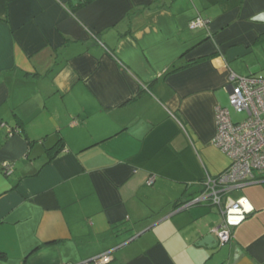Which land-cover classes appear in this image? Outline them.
Masks as SVG:
<instances>
[{"label":"crops","instance_id":"0c3cea01","mask_svg":"<svg viewBox=\"0 0 264 264\" xmlns=\"http://www.w3.org/2000/svg\"><path fill=\"white\" fill-rule=\"evenodd\" d=\"M77 3L0 0V264H264V180L226 192L254 211L222 245L198 244L221 206L193 201L229 164L215 109L264 0Z\"/></svg>","mask_w":264,"mask_h":264},{"label":"built area","instance_id":"2783aa9c","mask_svg":"<svg viewBox=\"0 0 264 264\" xmlns=\"http://www.w3.org/2000/svg\"><path fill=\"white\" fill-rule=\"evenodd\" d=\"M207 23L208 20L198 16L189 22V27H204ZM231 109L236 113L245 112V116L233 121ZM215 126L213 143L228 157L229 164L215 176L206 175L203 180L204 190L193 201L208 199L221 206L223 218L213 232L217 243L222 245L231 237L232 229L254 211L246 196L229 200L226 192L232 187L264 180V76H230L228 106L216 107ZM1 169L9 174L12 164L4 161ZM242 199L250 206V210H244V205L239 203ZM236 208L240 210L238 214L232 211ZM230 215L233 219H237V215L241 218L230 223ZM112 253L113 249H109L75 264H108L113 257Z\"/></svg>","mask_w":264,"mask_h":264},{"label":"rangeland","instance_id":"374dc122","mask_svg":"<svg viewBox=\"0 0 264 264\" xmlns=\"http://www.w3.org/2000/svg\"><path fill=\"white\" fill-rule=\"evenodd\" d=\"M252 56L254 57V62L247 65L251 73L250 75L258 77L264 76V42L258 45ZM230 116L233 121L240 120L245 116V112L236 113L231 109ZM238 194L241 193L239 191L235 193V195Z\"/></svg>","mask_w":264,"mask_h":264},{"label":"clouds","instance_id":"9594fccd","mask_svg":"<svg viewBox=\"0 0 264 264\" xmlns=\"http://www.w3.org/2000/svg\"><path fill=\"white\" fill-rule=\"evenodd\" d=\"M252 20L253 21H261V22H264V13L257 14L256 16L252 17ZM239 203L244 205V210H250V206L247 204V202L245 200L242 199ZM232 211L234 213H237L238 214L240 210L238 208H236V209H233ZM239 218H241V217H239L237 215V219H239ZM237 219H233L232 216L230 215L229 222L230 223H235V222H237Z\"/></svg>","mask_w":264,"mask_h":264},{"label":"water","instance_id":"95a60500","mask_svg":"<svg viewBox=\"0 0 264 264\" xmlns=\"http://www.w3.org/2000/svg\"><path fill=\"white\" fill-rule=\"evenodd\" d=\"M198 244L200 245H208V246H215L217 244L216 237L213 236V234L208 233L204 235L199 241Z\"/></svg>","mask_w":264,"mask_h":264},{"label":"trees","instance_id":"16d2710c","mask_svg":"<svg viewBox=\"0 0 264 264\" xmlns=\"http://www.w3.org/2000/svg\"><path fill=\"white\" fill-rule=\"evenodd\" d=\"M90 0H78V3H77V5L78 6H82V5H84L85 3H87V2H89ZM57 144H60V142L59 143H57ZM55 146L56 145H54L53 147H51V149H54L55 148ZM179 203H175V205H178ZM113 254V253H112ZM5 255L3 254V253H1L0 254V257H4Z\"/></svg>","mask_w":264,"mask_h":264}]
</instances>
